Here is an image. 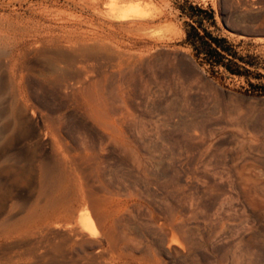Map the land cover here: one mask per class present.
Returning <instances> with one entry per match:
<instances>
[{
	"label": "rangeland",
	"instance_id": "rangeland-1",
	"mask_svg": "<svg viewBox=\"0 0 264 264\" xmlns=\"http://www.w3.org/2000/svg\"><path fill=\"white\" fill-rule=\"evenodd\" d=\"M182 1L0 0V264H264V0Z\"/></svg>",
	"mask_w": 264,
	"mask_h": 264
},
{
	"label": "trees",
	"instance_id": "trees-1",
	"mask_svg": "<svg viewBox=\"0 0 264 264\" xmlns=\"http://www.w3.org/2000/svg\"><path fill=\"white\" fill-rule=\"evenodd\" d=\"M179 16L184 18L185 44L191 50L195 60L215 74V69L223 68L234 75L255 74L249 68H258V57L242 56L227 38L214 35L209 27L215 26L214 11L203 8L188 0L178 5Z\"/></svg>",
	"mask_w": 264,
	"mask_h": 264
},
{
	"label": "bare ground",
	"instance_id": "bare-ground-1",
	"mask_svg": "<svg viewBox=\"0 0 264 264\" xmlns=\"http://www.w3.org/2000/svg\"><path fill=\"white\" fill-rule=\"evenodd\" d=\"M123 13V12H122ZM121 18H124L125 17V15H122V16H120ZM129 17H131V16H129ZM168 104V103H167ZM168 106V105H167ZM167 109V108H166ZM175 112V108H173L172 106L170 107V108H168L167 109V113L169 114V115H172L173 113ZM177 115V114H176ZM190 116V115H189ZM194 117V116H193ZM190 118V117H189ZM198 117H196V118H192L191 117V119H190V124H189V122H188V125H189V127H191V128H197L198 126H200L201 125V123H203L201 120H199V119H197ZM201 119V118H200ZM183 121V122H182ZM187 121H189V120H187ZM187 121H184L183 119L181 120V122L182 123H184V122H187ZM180 122V123H181ZM182 125V124H181ZM184 126H185V124H183Z\"/></svg>",
	"mask_w": 264,
	"mask_h": 264
},
{
	"label": "water",
	"instance_id": "water-1",
	"mask_svg": "<svg viewBox=\"0 0 264 264\" xmlns=\"http://www.w3.org/2000/svg\"><path fill=\"white\" fill-rule=\"evenodd\" d=\"M230 31H232V30H230ZM232 32H234V33H236V34H239V35H242V36L255 37V35H254V36L246 35V34H244V33H242V32H236V31H232ZM214 87H216V86L214 85ZM216 88H217L218 90L222 91V92H227V91H223V90L220 89L219 87H216Z\"/></svg>",
	"mask_w": 264,
	"mask_h": 264
}]
</instances>
